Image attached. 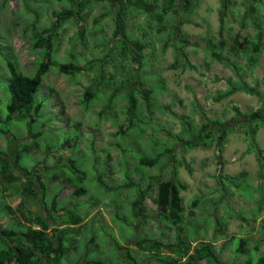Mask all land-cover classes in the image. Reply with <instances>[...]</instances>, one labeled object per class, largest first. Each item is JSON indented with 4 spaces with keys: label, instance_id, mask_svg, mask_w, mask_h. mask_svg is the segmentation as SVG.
Masks as SVG:
<instances>
[{
    "label": "rangeland",
    "instance_id": "obj_1",
    "mask_svg": "<svg viewBox=\"0 0 264 264\" xmlns=\"http://www.w3.org/2000/svg\"><path fill=\"white\" fill-rule=\"evenodd\" d=\"M163 1L158 0L153 13L137 6L126 18L130 37L146 43L140 63L121 56L114 44V1L94 3L85 18L64 23L53 39V58L66 62L73 52L75 61L88 68L64 74L53 64L37 93L38 101L44 102L42 113L30 126L29 119L7 117L11 74L5 56L7 53L14 56L25 74H33L43 58L41 48L34 46V31L50 26L53 11L69 3L0 0V44L4 47L0 53V172L10 164L11 175L15 176L9 182L0 173V225L5 228L19 222L28 224L30 214L42 209L35 197H24L16 190L38 170L49 183V196L60 188L61 204L87 216L84 227L70 233L76 246L64 255L61 264H98L96 260L103 264H167L136 244L141 234L167 243L175 241L177 230L182 229V235L188 234V239L198 230L201 239L214 240L218 220L227 228L226 235L216 241L215 249L221 251L226 263L246 264L249 259L256 261L264 256V207L259 211L264 201V158L257 157L254 143V150L245 153L252 140L246 134V125L241 124L242 118L233 123L229 132L222 171L215 143L210 148L190 149L185 145V140L192 138L204 122L231 118L234 106L247 112L262 104L264 45L252 73L250 65L245 64L246 57L224 50L230 60L243 65L246 82L262 95L238 91L220 101L216 95L228 89L227 79L236 80L237 73L231 63L227 66L213 59L208 50L211 42L222 38L231 42L236 33L243 45L254 44L256 21L264 28V0L256 3L257 15L247 18L243 13L255 0H232L223 34H220V0H193L192 11L187 16L184 0H177L179 14H166L165 21L161 22L156 14L162 11ZM182 17L188 20L182 30L172 31ZM110 39L113 41L108 47ZM181 39L188 40L185 48L196 68L174 67L175 48L182 44ZM130 74L133 78L142 77L143 87L152 89L151 107H147L143 94L136 92L139 106L135 125L123 135L118 124L124 123L127 128L128 94L140 88L136 79L130 85L123 83ZM87 88L96 94L89 105L83 102ZM110 98H113L112 106L108 104ZM36 132L40 133L38 137L34 135ZM256 139L264 149V125L259 128ZM65 141L68 143L62 147ZM168 146L173 147L170 153L166 151ZM19 150L22 156L17 164L15 151ZM157 155L160 160L156 165H140L142 157ZM71 160L78 162L81 172L87 174L83 182L66 181L69 173L77 178L70 166ZM174 169L188 184V189L182 191L186 211L179 229L160 218L155 203L158 178L172 176ZM25 170L29 173L23 175ZM130 181L133 187L129 186ZM76 186L84 187L87 192L83 196L72 195ZM139 187L148 190L143 199L145 223L141 214L134 215ZM196 197H200V202L193 207L192 200ZM4 203L13 208L11 215L1 213ZM191 209L194 214L190 213ZM241 236L248 238L245 253L237 251ZM121 245L130 247V251L119 249ZM163 250V254H175L168 251L170 247Z\"/></svg>",
    "mask_w": 264,
    "mask_h": 264
},
{
    "label": "trees",
    "instance_id": "obj_2",
    "mask_svg": "<svg viewBox=\"0 0 264 264\" xmlns=\"http://www.w3.org/2000/svg\"><path fill=\"white\" fill-rule=\"evenodd\" d=\"M69 3V6L62 8L60 10H54L52 16L54 20L51 25L38 31H34L33 39L34 46L41 48V53L43 55L42 60L38 63V66L33 74H25L19 67L18 62L15 60L14 56L6 54V63L10 71V80L8 83V91L10 92V99L7 104V109L9 115L7 116L9 120L13 117L19 119H29L30 126H32L37 118L42 113L44 107L43 101H38L37 93L44 81V76L49 72L53 64L59 68L61 73L64 74H75L78 72H83L87 70V66H81L76 61L75 53L71 52L69 54V59L66 62H57L54 55V40L56 38L55 33L66 23L73 18L79 20V18H85V13L91 11L93 4L102 1H114V14L116 27L113 33V39L115 38V46L120 49V55L127 57L132 61L142 62L143 53L142 50L146 43L141 42L137 38H131L126 27V18L130 10L134 7H141L145 12L153 13L155 7H158V0H153L150 2L148 0H60ZM253 2V1H252ZM261 0H255L251 3L250 8L246 9L243 13V17L257 15L258 10L256 3H260ZM220 34H223L225 29L226 17L229 14V8L232 6V0H220ZM193 0H184L185 15L187 16L192 11ZM162 11L157 13L156 17L159 21H165L166 14L169 13L177 16L179 14V5L177 0H164L161 4ZM184 16V15H183ZM186 18L182 17V20L178 21L173 25V30L175 28L182 30V25L184 24ZM256 21V20H255ZM257 34L255 36L254 44L245 46L239 37V33H236L233 40L230 42L225 38L220 39L217 42H211L209 44V54L213 59L224 63L229 66L232 64V68L237 73L236 80L233 77H229L228 89L219 91L216 95V100L220 101L225 97H229L238 91H245L250 94H256L258 96L262 95L257 88H254L246 82L244 78V73L242 72L243 65L237 60H230L227 54H224V50H228V53H235L238 56L246 57L245 64L250 65V72L252 73L255 66L258 64V55L261 52L262 46L264 45V28L256 21ZM262 28V29H261ZM81 33L84 32V28L81 29ZM85 41V38H83ZM113 40L107 41V46L112 44ZM187 39H181L182 44L176 46L175 48V62L174 67L182 66L183 70L197 66L191 62L189 59V54L185 48L187 45ZM4 47L0 44V53H3ZM103 77V76H102ZM136 79L139 82L140 88L133 89L128 94V112H127V128L125 124H118L119 131L123 135H126L129 128L135 125L136 113L138 110V98L136 92H141L143 98L146 102L148 108L151 107L150 94L152 89H146L143 87V79L133 78L130 75L126 76L123 83H130ZM121 84L120 87H122ZM96 97L94 91L87 88L84 91L83 102L85 105H89L91 101ZM113 98L109 99V106H112ZM235 113L227 120H208L202 124L198 132L192 136V138L185 140V145L190 148H210L216 145L218 162L221 165L220 170L222 171L226 161L224 159L225 145L228 140L229 132L232 131L233 123H237V120L242 118L241 124L246 125V134L251 138L252 143L248 146L245 153H251L256 144L257 157L262 160L264 149L258 144L256 136L261 125H264V98L262 99V104L250 111L244 112L238 106L233 107ZM138 118V117H137ZM138 121V120H137ZM128 129V130H127ZM10 135L9 132H6ZM9 133V134H8ZM218 133V134H216ZM39 132L34 133L36 137L39 136ZM37 139V138H36ZM68 143L67 141L62 142L61 146L64 147ZM254 143V144H253ZM34 146V145H33ZM29 148L31 146H28ZM173 147L168 146L166 151L168 153L172 152ZM160 155V154H159ZM159 155L157 157H142L140 159V165L142 166H153L159 162ZM16 162L19 163V159L22 156V150L15 151ZM73 170L76 171L77 178L66 176L67 182H75V179L83 182L87 178V174L81 172L80 164L78 162L71 160V165ZM10 164L4 167V171H1V175L9 182L12 181L15 176L11 175ZM26 171V170H25ZM29 172H23L26 175ZM128 175V174H126ZM31 179L27 183L21 184V188L16 189L26 196H33L39 201L42 209L47 211V216L41 209L37 213H31V220L28 224L19 222L16 226H9L1 228L0 232V264H61V260L67 252H71L76 246V241L74 237L70 236L76 228L84 227V222L87 219L85 214L76 213L72 211V208L61 204L59 200L60 188L53 196H49V183L44 180L41 173L35 170L31 174ZM99 177V176H98ZM129 177V176H127ZM75 184V183H74ZM133 182H129V186L133 187ZM100 186V184H99ZM63 187V186H61ZM139 197L136 200L135 205V216L142 215L143 221L145 223V215L143 199L146 195V189L139 187ZM188 189V184L181 180L178 176V170L174 169L172 176L166 179H159L157 183V197L155 203L158 207L157 211L161 219L165 220L168 224L176 226L178 229L182 228V223L185 219L186 207L184 205V197L182 191ZM87 190L84 187L76 186L75 191L72 193L77 196H83ZM17 194V193H14ZM50 199V203H48ZM264 199V198H263ZM44 200V201H43ZM200 202V197H196L192 200L193 207H196ZM4 210L1 211L2 214H9L13 212V208L9 203H4ZM264 207V201L259 206V211H262ZM19 210H22L19 208ZM191 214H194V210H190ZM144 214V215H143ZM85 216V217H83ZM226 225L224 222L218 220L215 225L216 235L214 240H204L201 239L194 230L192 238H187V236L182 235L181 231L177 230V235L175 236V241L165 243L163 240L155 239L151 236H144L141 234L137 239L136 244L145 252H151L152 257H157L159 260H163L167 264H198L202 261H206L208 264H228L221 256V251L215 249V243L219 240L221 236L226 235ZM140 232L141 229H140ZM149 237V238H147ZM189 237V236H188ZM11 239L13 243H11ZM91 241H94L91 239ZM248 244V238L241 236L240 245L237 249L238 252L245 253ZM164 245V247H162ZM119 249H126L130 251V247L121 245ZM170 252L175 253L163 254L164 248H169ZM258 250L259 246H255ZM130 253V252H129ZM166 255V256H164ZM130 257H134L130 254ZM98 264H103L102 261L96 260ZM84 264V263H80ZM90 264V263H85ZM246 264H264V256L259 257L256 261L254 259H249Z\"/></svg>",
    "mask_w": 264,
    "mask_h": 264
}]
</instances>
